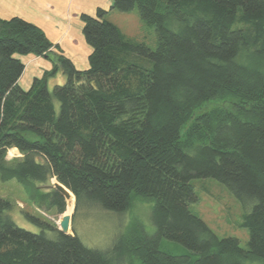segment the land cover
<instances>
[{
    "label": "trees",
    "instance_id": "trees-1",
    "mask_svg": "<svg viewBox=\"0 0 264 264\" xmlns=\"http://www.w3.org/2000/svg\"><path fill=\"white\" fill-rule=\"evenodd\" d=\"M111 1L80 14L91 48L85 69L52 52L35 23L0 16V177L34 190L54 178L75 196L74 213L94 205L123 212L150 198L155 231L133 228V237L95 249L27 213L40 231L17 225L0 196V264H115L114 255L140 264H264V0ZM132 9L154 27L155 48L105 18ZM15 54L45 56L52 67L22 89L25 66ZM58 71L65 81L49 90ZM210 99L228 105L193 113ZM10 148L23 157L7 160ZM203 177L252 203L241 222L246 248L190 210L192 178ZM38 197L66 209L56 189L39 188ZM162 237L195 258L161 250Z\"/></svg>",
    "mask_w": 264,
    "mask_h": 264
},
{
    "label": "rangeland",
    "instance_id": "rangeland-1",
    "mask_svg": "<svg viewBox=\"0 0 264 264\" xmlns=\"http://www.w3.org/2000/svg\"><path fill=\"white\" fill-rule=\"evenodd\" d=\"M105 18L112 21L118 26V28H121L127 36L133 37L138 41L143 40L151 49L155 48L157 38L154 27L149 26L138 15L137 9L129 10V12L113 10L109 12ZM53 47L58 48L59 46L53 43L52 48ZM54 52L58 53L61 51ZM30 55L35 56L34 54H21L16 56L21 60V62L26 63L23 58ZM33 58L35 57H32L31 59L28 58L27 62H32ZM26 67L27 66L25 64V68L22 72L21 78L19 79V86L22 89L24 88L27 90L30 88L33 79L31 80L29 88L22 87L20 83L23 79ZM77 68L82 69L79 67ZM34 77L36 76H33V78ZM64 81L65 76L58 71L55 73V76L47 79L46 85L49 90H51L54 85L61 84ZM221 104L226 106L228 105L227 102L222 100L210 99L208 102L202 104L200 108L195 109L193 113L198 115L200 111L208 110L212 106ZM54 107L56 110L58 109L57 101H54ZM195 116L196 115H194V117ZM6 154V158L9 161L23 157L17 148H15L14 151L9 149ZM56 182L57 181L54 178H51L49 183L45 184L34 182V185L36 186L34 190L33 186H30V184H28L27 187H24L22 183L15 179H7L4 181L0 177V196L7 198L11 203L10 208L7 210L11 219L14 220L17 225L25 228L26 230L39 232L40 229L38 225L33 220L28 219L25 213L38 219L48 220L50 223H55L58 227L62 215L67 213L69 208L73 209L70 213V215H72V219L69 232H75L84 245L101 250H107L111 247L112 244L119 239V235L120 237L123 235L133 237L136 234L134 229H138L147 235H150L155 231V225H153L149 214L151 206L153 205L150 198L144 199L142 197H138V199H135L132 202V206L123 212H114L103 209L99 206L95 207L94 205V207L88 211H86L87 209L85 208H81L74 213L75 196L73 195L72 207H67L68 204L65 198L66 209L59 213L55 207H47L45 201L42 202L38 200L39 188L43 191L56 189ZM192 183L197 194V200L190 204V210L199 215L203 221L208 224L210 229L219 237H235L238 239L241 246L246 248L249 231L241 225V222L243 216L251 210L250 208L252 203L248 202L242 204L232 195L226 186L221 184L215 178H192ZM48 233L52 236V232L48 231ZM159 246L161 250L163 249L171 254L185 255L188 259H194L196 255V253L190 251L185 245H181L179 242L169 240L165 237H162ZM113 257L115 264H140L139 259L134 257L124 256L121 257V259L115 255Z\"/></svg>",
    "mask_w": 264,
    "mask_h": 264
},
{
    "label": "crops",
    "instance_id": "crops-1",
    "mask_svg": "<svg viewBox=\"0 0 264 264\" xmlns=\"http://www.w3.org/2000/svg\"><path fill=\"white\" fill-rule=\"evenodd\" d=\"M110 4L111 0H0V16L4 19L18 16L35 23L43 29L50 42L59 46L53 47L52 52L61 51L72 60L76 68L85 69L88 67L87 57L91 48L82 35L80 14L94 15L98 7L107 10ZM32 57L35 58L28 63L27 59ZM23 60L27 67L20 83L25 88H29L33 76H40L44 70L52 67L46 57L30 55Z\"/></svg>",
    "mask_w": 264,
    "mask_h": 264
},
{
    "label": "water",
    "instance_id": "water-1",
    "mask_svg": "<svg viewBox=\"0 0 264 264\" xmlns=\"http://www.w3.org/2000/svg\"><path fill=\"white\" fill-rule=\"evenodd\" d=\"M55 188L65 197L68 198L70 195L68 194V190H66V188L63 185H59V184H55ZM72 219V215H66L63 214L61 217V220L58 224V229L61 232L67 233L72 235V232L68 231L69 227H70V220Z\"/></svg>",
    "mask_w": 264,
    "mask_h": 264
},
{
    "label": "bare ground",
    "instance_id": "bare-ground-1",
    "mask_svg": "<svg viewBox=\"0 0 264 264\" xmlns=\"http://www.w3.org/2000/svg\"><path fill=\"white\" fill-rule=\"evenodd\" d=\"M15 149H13L12 151H14ZM56 184H59L58 182H56ZM60 185V184H59ZM65 187V186H64ZM66 188V187H65ZM57 190V189H56ZM66 190H68L67 188H66ZM58 191V190H57ZM58 193L59 194H61L59 191H58ZM68 194L70 195L68 198H66V201H67V207H72V204H73V195L70 193V191L68 190ZM62 195V194H61ZM63 196V195H62ZM65 198V197H64ZM73 209H68V211H67V213H65L66 215H70V213H71V211H72ZM70 223H71V220H70ZM70 230V227H69V229H68V231Z\"/></svg>",
    "mask_w": 264,
    "mask_h": 264
}]
</instances>
